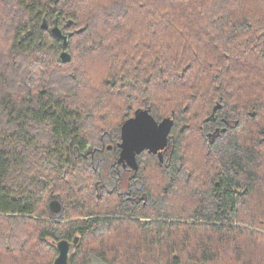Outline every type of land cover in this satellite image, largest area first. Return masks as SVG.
Masks as SVG:
<instances>
[{"label": "trees", "instance_id": "1", "mask_svg": "<svg viewBox=\"0 0 264 264\" xmlns=\"http://www.w3.org/2000/svg\"><path fill=\"white\" fill-rule=\"evenodd\" d=\"M139 109L174 119L164 162L104 175ZM74 239L69 264H264V0H0V264Z\"/></svg>", "mask_w": 264, "mask_h": 264}, {"label": "water", "instance_id": "2", "mask_svg": "<svg viewBox=\"0 0 264 264\" xmlns=\"http://www.w3.org/2000/svg\"><path fill=\"white\" fill-rule=\"evenodd\" d=\"M67 25L71 26V23ZM43 28L49 30L52 36L60 40L62 52L59 56V60L64 64L69 63L71 61V55L68 52V46L69 40L73 34L66 33L60 21H56L55 25L51 28L47 22H45ZM82 31L83 29L80 32ZM220 109L221 105H216L213 114L208 120H216L217 112ZM172 116H174V113ZM173 127V118H166L162 122H158L153 117L151 109L137 110L132 118L121 125V141L118 145L120 148L118 163L122 164L124 167L129 166L132 170L137 171L139 168L137 157L143 152L157 155L160 162L163 163V152L170 148L171 131ZM61 209V203L59 201L51 202L50 210L52 212L56 213ZM78 244V239H74L72 242L67 240L60 241L57 244L58 256L53 264H69L71 255L78 247Z\"/></svg>", "mask_w": 264, "mask_h": 264}, {"label": "rangeland", "instance_id": "3", "mask_svg": "<svg viewBox=\"0 0 264 264\" xmlns=\"http://www.w3.org/2000/svg\"><path fill=\"white\" fill-rule=\"evenodd\" d=\"M113 162H115V159L113 158L112 151H110V152H106V153L100 154V157L97 156L95 158L94 164H95L96 167H100L101 168V172L104 173V175H106V172L108 170V166L112 165ZM121 177L123 178V171L122 170H121V173H120V178ZM54 201H59V200L58 199L57 200H55V199L51 200V202H54ZM51 202L49 203L50 205H51ZM49 209H50V206H49ZM60 211L61 210H59V212H56V213L51 211V214L53 216H55V217H58L61 214Z\"/></svg>", "mask_w": 264, "mask_h": 264}, {"label": "flooded vegetation", "instance_id": "4", "mask_svg": "<svg viewBox=\"0 0 264 264\" xmlns=\"http://www.w3.org/2000/svg\"><path fill=\"white\" fill-rule=\"evenodd\" d=\"M120 143V142H119ZM119 143L115 146V145H105L104 148L102 150H98V151H95L93 153V159L95 161V158L97 157V155H100V154H103V153H106L108 150L112 151L113 148L117 149L119 148L118 145ZM168 151V150H167ZM167 151H164L163 154L167 153ZM119 155H120V148H119ZM118 155V157H119ZM100 157V156H99ZM118 157L114 158L115 159V162H113V166H117V174H118V180H122V177L120 178V173H121V170L123 171V174H125V172L127 171L128 173H130L132 171V169L127 166V167H124L122 164H119L118 163Z\"/></svg>", "mask_w": 264, "mask_h": 264}]
</instances>
